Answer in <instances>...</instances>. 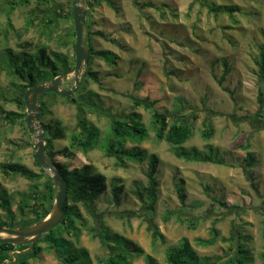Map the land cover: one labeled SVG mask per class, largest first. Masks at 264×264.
Returning a JSON list of instances; mask_svg holds the SVG:
<instances>
[{
	"label": "rangeland",
	"instance_id": "rangeland-1",
	"mask_svg": "<svg viewBox=\"0 0 264 264\" xmlns=\"http://www.w3.org/2000/svg\"><path fill=\"white\" fill-rule=\"evenodd\" d=\"M14 1L0 0V190L17 200V194L28 191L31 183L5 175L1 166L19 162L35 172L40 168L35 164L34 136L19 122L3 120L7 112L21 111L17 104L20 82L7 67L5 50L18 52L24 41L46 45L50 52L68 55L73 67L76 0H30L12 6ZM87 2L93 4L89 9ZM82 7L88 9L86 49L110 51L117 58L113 64L92 53L82 78L90 69L98 74L99 82L88 80L71 99L46 95L42 100L47 112L41 125L60 127L66 135L54 142L56 150L69 149L57 161L70 169L90 164L107 177L108 190L95 205L80 206L79 238H68L75 247L89 251L93 264H100L108 251L89 229L103 224L143 248L159 264H167V251L184 238L199 257L218 256L222 262L238 252L242 235L241 246L252 258L249 264H264V81L256 64L264 45V0H83ZM74 84L73 72L61 88ZM177 102L190 108L183 113L192 126L185 149L204 154H211V149L225 164L179 158L156 137L152 113L172 111ZM132 113L140 115L149 136L127 147L139 146L148 159L125 160L118 166L116 159L100 149L85 152L71 147L72 136L85 133L84 122L105 135L116 120ZM206 133H211L209 138ZM248 153L255 158L252 167L246 161ZM152 156L159 161L155 211L135 194L138 186L148 184ZM116 187L122 188L119 204L114 200ZM6 215L0 206V218ZM190 221L196 223L194 229ZM31 223L16 219L14 229ZM213 228L218 231L215 245L199 246L196 240L212 238ZM154 231L165 242L155 238ZM39 245L42 250L35 256L30 244L19 246L12 261L4 264L63 262L58 251L44 242ZM131 264L145 261L134 256Z\"/></svg>",
	"mask_w": 264,
	"mask_h": 264
},
{
	"label": "trees",
	"instance_id": "trees-1",
	"mask_svg": "<svg viewBox=\"0 0 264 264\" xmlns=\"http://www.w3.org/2000/svg\"><path fill=\"white\" fill-rule=\"evenodd\" d=\"M42 1L48 2V0ZM29 2L30 0H15L11 5L20 6L21 4H28ZM225 10L229 9L226 8ZM230 10L234 11L235 9ZM53 22L54 20L51 19V23ZM72 36L76 38L75 24ZM75 44L76 40L73 42V67L71 66L68 55L61 52H50L46 45L34 46L32 43L24 41L20 43V50L18 52H14L11 49L5 50L8 58L7 67L12 75L20 82L21 95L17 100V104L21 111L7 112L3 120L10 124H17L19 122V124L28 129L27 107L24 100L26 92L38 85L50 82L62 74L73 73L76 65ZM260 48L261 57L256 64L259 68L258 76L261 81H264V45ZM89 52L91 59L93 58L92 53H95L105 61H110L113 64L116 62V55L110 51L97 52L93 47H90ZM91 79L99 82L98 74L88 69L85 77L82 78V85L78 90L80 91L84 83ZM47 95L60 96L54 93ZM45 96H42L39 100L40 106L44 109L40 120L43 119L47 112L46 105L42 102ZM66 98L71 99L72 96ZM88 100H92V98L90 97ZM181 102H177L172 111L167 110L165 113L154 111L152 113L151 124L156 132V137L161 141H165L179 158L201 163L225 164L224 159L213 155L211 149V154L209 152L204 154L196 149L189 151L185 149L184 145L192 136V126L183 117L184 110L190 108ZM122 117V119H118L113 123L105 135H101L100 129L94 124L84 122L85 133L80 137L73 135L71 147H78L85 152L100 149L107 157L116 159L118 166H121L125 160L140 162L145 158L148 159V153L139 146L127 147L128 143L140 144L149 136L148 129L142 122L140 115L132 113ZM44 126L47 128L46 134L48 136V145L46 147L47 159L68 182V194L65 202L66 215L60 225L50 233L44 235L34 245L30 246H32L35 256L42 250L39 244L46 243L49 249H55L63 256V262L60 264H93L89 251L85 248L75 247L73 241L68 236L79 238L81 228L77 225V222L83 218L80 212V206L89 208L95 205L108 190L107 177L102 173L96 172L90 164H85L80 168L70 169L68 165L57 161L56 158L58 156L68 155L69 149L56 150L54 142L65 139L66 135L60 127L54 129L49 125ZM210 134L206 133L205 137L209 138ZM149 161L147 173L148 184L138 186L135 194L140 202L146 204L147 208L155 211L156 204L159 200L158 192L160 184L157 178L159 161L156 156H152ZM246 161L252 167L255 163V158L251 153H248ZM35 164L40 168L39 172H35L25 164L19 162H8L1 166V170L5 175L9 176L14 174L20 176L28 180L31 185L28 191L17 194V200L10 196L7 191L0 190V206L7 213L4 219L0 218V227L14 229L16 219L22 220V222L30 221L32 223L29 226H31L44 221L50 215L58 188L51 176L40 166L37 159L35 160ZM121 191V187L114 188V200L117 204L120 202ZM178 192L181 193V188L178 189ZM180 199L184 200L181 194ZM14 205L16 206L15 211H13ZM30 216L31 219L26 220V217ZM189 227L190 229H194L196 223L190 221ZM89 232L92 238L99 239L108 251L107 258L101 260L100 264H131L134 256H142L145 264H159L153 256L146 254L143 248L134 244L127 237L112 232L106 225L101 224L100 227L90 228ZM211 234L213 235L212 238H198L196 243L204 247L215 245L218 231L213 228ZM154 237L160 238L165 242L164 236L158 231H154ZM244 239L245 237L241 235L238 239L239 243L237 244L238 252L233 256L226 257L221 262L222 258L218 256L215 259L211 257H199L189 240L184 238L177 247H173L167 251L166 262L167 264H249L252 260L250 253L241 246V242ZM60 246L64 249L63 251H60ZM18 248L19 246L17 245L1 244L0 264H4L6 261H12L13 253Z\"/></svg>",
	"mask_w": 264,
	"mask_h": 264
},
{
	"label": "water",
	"instance_id": "water-1",
	"mask_svg": "<svg viewBox=\"0 0 264 264\" xmlns=\"http://www.w3.org/2000/svg\"><path fill=\"white\" fill-rule=\"evenodd\" d=\"M83 0H76L73 8V18L76 33V65L74 69L75 84L71 88L62 89L61 85L68 79L69 74H62L48 83L38 85L28 90L24 96L26 103L27 125L31 135L35 138V157L40 166L51 176L58 191L55 195V203L50 215L42 222L22 228L12 229L0 227V245H34L44 235L50 233L63 221L66 210L65 202L68 194L67 180L49 163L46 156L48 139L47 128L41 125L40 119L44 109L40 106L39 100L42 96L54 93L63 97L71 96L80 87L83 68L90 60V53L84 46V36L87 32L86 19L87 11L93 6L87 2L88 9L82 7Z\"/></svg>",
	"mask_w": 264,
	"mask_h": 264
}]
</instances>
